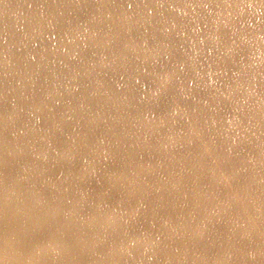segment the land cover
Instances as JSON below:
<instances>
[{"label": "bare ground", "instance_id": "bare-ground-1", "mask_svg": "<svg viewBox=\"0 0 264 264\" xmlns=\"http://www.w3.org/2000/svg\"><path fill=\"white\" fill-rule=\"evenodd\" d=\"M0 13V264H264V0Z\"/></svg>", "mask_w": 264, "mask_h": 264}, {"label": "rangeland", "instance_id": "rangeland-1", "mask_svg": "<svg viewBox=\"0 0 264 264\" xmlns=\"http://www.w3.org/2000/svg\"><path fill=\"white\" fill-rule=\"evenodd\" d=\"M83 6H87V5H83ZM84 11L82 12V14H84L83 15V19L85 18V19H87V10H85V9H83ZM85 12V13H84ZM213 12H217L216 10H214ZM212 15H214L213 13L211 14V16ZM0 16H1V13H0ZM216 18V16H212V18L213 19H215ZM217 19V18H216ZM222 25V23H221V21H217V22H214L213 23V26L215 27H220ZM201 31V30H200ZM199 31V32H200ZM200 34H203V32H200ZM202 36V35H201ZM204 36V35H203ZM40 37L41 38H37V39H39L40 41H45V39L44 38H46L45 36H43V35H40ZM49 37V36H48ZM79 39V34L78 33H74V35H73V39L72 38H70V40H72V42L73 43H76L77 42V40ZM171 65L170 66H172L174 63L172 62V63H170ZM160 77H162V75L160 76ZM166 81L168 82L169 81V77L166 79ZM149 82H150V80H149ZM167 86V85H166ZM168 87V86H167ZM167 91V89L166 88H162L161 89V91L160 92H166ZM2 104H3V101L1 100L0 101ZM147 119H151V118H147ZM69 137H71V138H73L74 137V135L71 133L70 135H69ZM151 161H154L155 160V158H154V155L152 154L151 156H149L148 157ZM151 169H154V170H156V168H154V167H152ZM153 172V171H152ZM150 173V176H152L151 174H153V173ZM242 177L241 176H239V175H237V174H234L233 176H232V178L230 179V182H232L233 180H238V179H241ZM155 194H159L158 192H156ZM129 204H131V203H129ZM129 204H127V205H129ZM127 214H131V213H127ZM58 244V243H57ZM105 245H107V243H104V244H101V245H98V249H100L101 247L103 248V250H106V249H108L109 247H105ZM146 246L147 245H143L142 244V247L143 248H139V249H141V251L143 252L144 251V248L146 249ZM141 254H145V253H141ZM91 255H93L94 256V254L92 253ZM112 256H114V253L113 252H108L107 253V257L108 258H106L107 259V263H110V264H112V263H114V261L112 262V259H111V257ZM60 258V257H59ZM58 258V259H59ZM91 258V257H90ZM93 258V257H92ZM111 259V260H110Z\"/></svg>", "mask_w": 264, "mask_h": 264}]
</instances>
